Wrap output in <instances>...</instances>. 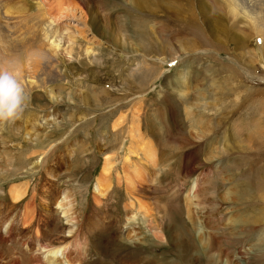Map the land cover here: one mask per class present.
Instances as JSON below:
<instances>
[{
	"label": "rangeland",
	"instance_id": "rangeland-1",
	"mask_svg": "<svg viewBox=\"0 0 264 264\" xmlns=\"http://www.w3.org/2000/svg\"><path fill=\"white\" fill-rule=\"evenodd\" d=\"M1 1L25 12L35 2ZM83 1L86 38L51 60V76L38 70L44 85L13 68L25 99L0 120V219L43 221L48 177L54 196L75 197L77 264H264V191L253 186L264 178V0L236 11L232 0ZM97 177L108 184L98 199ZM17 233L0 242V264L27 263Z\"/></svg>",
	"mask_w": 264,
	"mask_h": 264
},
{
	"label": "bare ground",
	"instance_id": "bare-ground-1",
	"mask_svg": "<svg viewBox=\"0 0 264 264\" xmlns=\"http://www.w3.org/2000/svg\"><path fill=\"white\" fill-rule=\"evenodd\" d=\"M232 1L234 2V5L232 6L233 10L236 9V7H234L235 5H238L239 7L244 6L238 0ZM77 4L79 6H74L70 0H35V2L27 8L28 11L31 7L35 6V11H31L27 14V11L25 12V8L17 6L16 9L14 8V11H12L9 3L7 4L1 1L0 11H2L3 15L13 14V12H21V14L24 13L25 15L20 17V15L17 14L14 17V20L17 18V25H13L10 20L0 22V71L10 72L13 71V68L15 67L14 69H16L15 71H17L16 73L18 74L17 77L21 80L23 79L21 82L25 85L26 83L44 85L46 82L37 78V74L39 73L38 70H42L45 74L51 76V69L48 68V64L52 62L51 60H53L56 55L57 57L61 56L70 60L76 52V49H78L76 45L80 41L81 37L86 38V28L89 27L88 20L85 16L86 13L84 12L85 10L83 11V7H86V3L83 0H79ZM250 17L252 18V16ZM70 22H76L77 24L81 23L82 28L71 27L69 26ZM82 51L86 56H90L94 52L90 44L85 45ZM13 74L16 76L14 71ZM52 75L55 76L53 72ZM49 93L51 97L55 96L51 91ZM29 133V131H25L24 134L25 136H28ZM107 157L108 156H105V159H107ZM146 157L151 161L156 160L154 159L155 152L153 151V148L149 147ZM36 165L37 163L33 160V167L30 165L32 167L31 169H33ZM106 170L107 169L104 166L102 174ZM102 174L101 177L103 176ZM140 174L141 172L138 171L137 176L140 177ZM49 175L54 176L52 172H49ZM258 175L259 176H256L257 181L253 184L254 190H261V192H263L264 178L261 177L260 172H258ZM103 177L105 178L106 176ZM46 178V184H42L41 187V204L45 219L43 221L36 222L34 220H27L24 215L19 218L14 217L10 219H0V242L2 244V241H6V239H9V236L13 235L17 231V235H19L27 229L30 235L28 236L26 234L27 231L24 232L22 234L24 240L21 242L24 245L28 244L26 250L27 254L25 255L28 261L24 264H77L74 249L71 246L72 241L67 242L70 238L76 239V236L79 234L75 197L68 188L60 190L58 195L54 196L53 193L46 189L47 187L55 185L56 180H51L48 177ZM101 180L103 179L97 177L95 182L96 186L94 190V198L96 199H98L99 196H104L108 190V184H105V187L102 186ZM136 182V185H132V187L136 186L139 188L142 183H140V181ZM198 184V181L194 182L191 189L195 191L198 188ZM124 186H126V184ZM129 186L130 184L125 187L127 192H129L130 188H132H129ZM21 191L20 193H22ZM131 191L133 190L131 189ZM20 193L18 191H14L12 193L14 198H16L14 200L18 199ZM135 203V200L129 201L126 203L125 208L127 210H132L134 209ZM57 208L60 209V211ZM61 213L64 215L66 224H63L61 221ZM94 213L89 216V221L93 226L97 224V221L94 219ZM45 227L49 228L48 232L45 230ZM22 253L24 255L25 252ZM57 253H60V255H57Z\"/></svg>",
	"mask_w": 264,
	"mask_h": 264
},
{
	"label": "clouds",
	"instance_id": "clouds-1",
	"mask_svg": "<svg viewBox=\"0 0 264 264\" xmlns=\"http://www.w3.org/2000/svg\"><path fill=\"white\" fill-rule=\"evenodd\" d=\"M24 99V88L17 78L8 71H0V120L11 119L22 111Z\"/></svg>",
	"mask_w": 264,
	"mask_h": 264
}]
</instances>
